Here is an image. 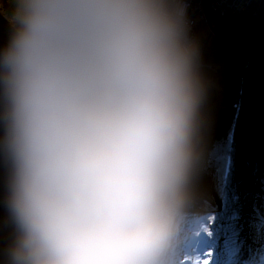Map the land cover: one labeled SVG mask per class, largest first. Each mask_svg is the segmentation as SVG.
I'll return each mask as SVG.
<instances>
[{
	"label": "clouds",
	"instance_id": "clouds-1",
	"mask_svg": "<svg viewBox=\"0 0 264 264\" xmlns=\"http://www.w3.org/2000/svg\"><path fill=\"white\" fill-rule=\"evenodd\" d=\"M15 21L0 53L10 264H170L204 95L181 5L17 0Z\"/></svg>",
	"mask_w": 264,
	"mask_h": 264
},
{
	"label": "trees",
	"instance_id": "trees-1",
	"mask_svg": "<svg viewBox=\"0 0 264 264\" xmlns=\"http://www.w3.org/2000/svg\"><path fill=\"white\" fill-rule=\"evenodd\" d=\"M2 10L16 30L17 0H3ZM236 25L244 31L240 44L233 43L240 54L235 56L233 74L228 76L230 68L217 71L223 90L204 88V100L209 96L212 101L203 104L215 109V125L209 133L196 121L189 173L200 186H207L220 208L187 214L180 234L197 224L201 242L210 249L208 264H264V0H256L241 14L221 18L215 34L231 26L233 35ZM225 48L218 51L221 60ZM224 77L232 90L226 82L223 85ZM14 235L6 198L0 201V264H10Z\"/></svg>",
	"mask_w": 264,
	"mask_h": 264
},
{
	"label": "rangeland",
	"instance_id": "rangeland-1",
	"mask_svg": "<svg viewBox=\"0 0 264 264\" xmlns=\"http://www.w3.org/2000/svg\"><path fill=\"white\" fill-rule=\"evenodd\" d=\"M210 1L211 0H202V2L204 4H207V5L210 4ZM2 6H3V0H0V38L9 42L13 33L15 32V30L11 27L10 20L4 14V12L2 10ZM250 6H251V4L249 5V7ZM248 8L244 9L242 11V13L244 11L248 10ZM229 14H241V12L240 13L239 12H233V13H229ZM229 14L214 16L212 18H214L213 20H214L215 24H217L221 18L223 19L224 17H226ZM205 30H206V28H205ZM230 30H231V26H228V27L226 26L222 29L220 35H217V36L214 32V29L212 30L211 35L209 32L207 33V31H204V33L201 32L200 38H202V43L203 44L207 43V44H204L205 45L204 48L206 50L204 53V56H206V58H207L206 61L209 62V64H211L212 58H216L215 55L218 53V51L224 49V47L229 46L227 39H228V37L230 38L229 33H228V32H230ZM204 36L206 37V39L204 38ZM228 41L231 43L232 40L228 39ZM208 42H210V44ZM214 47H216V48H214ZM225 62H229V66L231 67L229 70H232V68L234 67L232 65V62H233L232 58H227L225 60ZM230 74L231 73H228V76H230ZM225 82L226 81L223 82V85ZM211 84H213V83H211ZM214 86H216V82H215ZM217 89L223 90L224 87L222 88V85L219 86L217 83ZM214 115H216V113L211 111L210 116H211L212 123L209 122V124H206V129H208L209 131L212 130L214 125H215L213 118H212V117H214ZM263 167H264V165H263ZM259 171H262V169H259ZM236 174L238 176L239 172H237ZM188 192H189V197L193 198L194 202L199 203V206L196 208L194 207L195 208L194 210H196L197 208H200V206L206 205L208 203H210V205H215L212 202V198H211L212 194L210 191L207 190V186H206V188H203L196 181H194L191 177H188ZM189 210H187V211H189ZM214 210H216V209H214ZM207 211L209 212V210H207ZM202 212H203V210H202ZM192 232H193L192 230L189 231V234H191ZM183 235H180L179 240H178L180 242L174 247V249L172 250V252L170 254V264H206V262L210 259V255H205L203 258L202 255L204 253H201V250L197 247V244H199V242L195 241L192 245L191 241L189 243V239H190L189 236L186 239ZM250 239H252V234H251ZM184 247L191 248L190 252H188V250L182 251V248H184ZM206 248H207L206 252L210 250L208 247H206ZM251 248L252 249L250 252H253L255 246L251 245ZM230 264H233V263H230Z\"/></svg>",
	"mask_w": 264,
	"mask_h": 264
},
{
	"label": "bare ground",
	"instance_id": "bare-ground-1",
	"mask_svg": "<svg viewBox=\"0 0 264 264\" xmlns=\"http://www.w3.org/2000/svg\"><path fill=\"white\" fill-rule=\"evenodd\" d=\"M173 1L177 2V0H173ZM180 1H182L183 3H186V5L188 7L190 6L192 9L196 10L195 16H194V20H195L194 25L196 28L197 27L198 28L196 31L195 30L193 31V36L189 40L194 44L195 49H196V56L198 57V60H199L198 67H200L198 70V73L201 77L203 86L206 85V87H204V88H206L207 90H211L210 88L213 87L212 91L215 92V91H217V81H218V80H216L217 75H218L217 71L225 69V68H231L229 66V62H225V60L227 58H232V60H233L232 65L235 67V64H234V62H236L235 56L238 52L236 51V53H235L236 48L233 45L234 44H236V45L240 44L241 41H239V37H242V35H244L243 34L244 31L242 30L241 26H237V25L234 26L236 29L232 30L233 35H231L230 32H228L229 36H230V38L228 37V39H231L232 41L230 43L227 39L229 46L225 48L224 58L221 60L220 57H218L219 54L217 53L215 55L216 58H212L211 64H209V62L206 61L207 60L206 56H204V53L206 51L204 48V46H205L204 44H207V43H204V44L202 43V38H200V34H201V32L204 33V31H207V33L209 32L211 35L212 30L216 26V24L212 18V17H214V13H213L214 10L213 9H215V10H217V9H216V7H213L212 5H207V4H204L203 2L199 3L197 0H191L192 3L194 4V6L187 3L185 0H180ZM211 1L216 3L215 0H211ZM248 2H250V1H248ZM254 2L255 1L253 0L250 3L252 4ZM219 4L221 5V2ZM211 6L213 7V9L211 8ZM184 11L189 16H190V14H192V11L190 9H184ZM204 27L206 28V30ZM186 33H187V30H186ZM204 38L206 39L205 36H204ZM208 43L210 44V42H208ZM232 43H234V44H232ZM214 48H216V47H214ZM238 54H240V53H238ZM234 67H233V69H234ZM227 72L233 74L232 70H228ZM213 73H215V74L213 75ZM223 80L226 81L228 88H230L232 90V87L230 86V80L226 79L225 77ZM215 82H216V86H214ZM211 83H213V84H211ZM204 92H206V91H204ZM204 99H205V97H202V101H201V105H200V108L198 111L196 121L200 122V123H204V125H206V124H209V122L212 123L210 112L211 111L214 112L215 109L213 107H211V105L208 106L207 104L206 105L203 104L204 101L207 103L209 101H212L211 97L208 96V98L206 100H204ZM213 101H214L213 104L215 105L216 100H213ZM210 131H208V132L210 133Z\"/></svg>",
	"mask_w": 264,
	"mask_h": 264
},
{
	"label": "built area",
	"instance_id": "built-area-1",
	"mask_svg": "<svg viewBox=\"0 0 264 264\" xmlns=\"http://www.w3.org/2000/svg\"><path fill=\"white\" fill-rule=\"evenodd\" d=\"M185 1L194 6L191 0H185ZM197 1L199 3L202 2V0H197ZM248 1L252 2L253 0H215L216 3H214L213 1H210V4L208 5H212L213 7H216L217 10L213 9V7L211 6V8L214 10L213 13H215L214 16H220V15H225V14H229L233 12H239V13L242 12L244 9H247L249 5L251 4ZM220 2H221V5L219 4ZM175 3H179L182 7L183 19L185 22V28L187 30L186 34H187L188 39H191L193 36L194 27H195L194 16H195L196 10L192 9L190 6L188 7L186 3H183L180 0H177V2ZM184 9H190L192 11V14L189 13L190 14L189 16L188 14H186Z\"/></svg>",
	"mask_w": 264,
	"mask_h": 264
},
{
	"label": "water",
	"instance_id": "water-1",
	"mask_svg": "<svg viewBox=\"0 0 264 264\" xmlns=\"http://www.w3.org/2000/svg\"><path fill=\"white\" fill-rule=\"evenodd\" d=\"M214 19V18H213ZM196 31L197 28L194 27ZM8 41L0 38V53L7 47ZM197 71L198 67V57H195ZM4 119H3V96H2V85H0V138L3 136L4 132ZM11 161L6 146L0 141V201H3L8 197L9 190V173H10ZM190 207H187V209Z\"/></svg>",
	"mask_w": 264,
	"mask_h": 264
}]
</instances>
